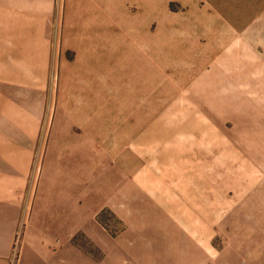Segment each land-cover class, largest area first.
<instances>
[{
	"label": "rangeland",
	"instance_id": "rangeland-1",
	"mask_svg": "<svg viewBox=\"0 0 264 264\" xmlns=\"http://www.w3.org/2000/svg\"><path fill=\"white\" fill-rule=\"evenodd\" d=\"M11 8L0 264L263 260L264 0Z\"/></svg>",
	"mask_w": 264,
	"mask_h": 264
},
{
	"label": "crops",
	"instance_id": "crops-1",
	"mask_svg": "<svg viewBox=\"0 0 264 264\" xmlns=\"http://www.w3.org/2000/svg\"><path fill=\"white\" fill-rule=\"evenodd\" d=\"M16 3H21V0H20V2H18L17 0H0V20H2V21L5 19L8 20L6 15H9L11 17L13 16L14 10H12L11 6L14 8ZM9 8H11V9L9 10ZM0 28H1V26H0ZM0 40H1V38H0ZM3 165H4V160L2 159L1 160V166L2 167H0V220L3 221L1 224L4 227L2 229V231L4 232L7 229V226L4 222L6 220V218H5L6 217V215H5L6 214V200H5L6 186L5 185H7V183L5 181V170H4ZM20 201H21V198H20ZM13 206H16V208L19 207V203L17 200L13 204ZM10 219L12 220L11 223H13V225H14L15 218H10ZM261 257L263 260L255 261L253 263H248V264H264L263 254H261Z\"/></svg>",
	"mask_w": 264,
	"mask_h": 264
}]
</instances>
